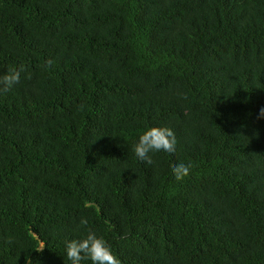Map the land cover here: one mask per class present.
<instances>
[{
	"label": "trees",
	"instance_id": "obj_1",
	"mask_svg": "<svg viewBox=\"0 0 264 264\" xmlns=\"http://www.w3.org/2000/svg\"><path fill=\"white\" fill-rule=\"evenodd\" d=\"M9 67L0 264H68L81 217L121 264H264V0H0Z\"/></svg>",
	"mask_w": 264,
	"mask_h": 264
},
{
	"label": "clouds",
	"instance_id": "obj_2",
	"mask_svg": "<svg viewBox=\"0 0 264 264\" xmlns=\"http://www.w3.org/2000/svg\"><path fill=\"white\" fill-rule=\"evenodd\" d=\"M49 65L51 61L47 62ZM22 67H9L0 74V84L5 90L12 89L20 82ZM258 118H264V108L258 112ZM177 149V141L172 130L166 126L145 125L136 136L131 151L138 161L151 165L153 157H172ZM191 169V163L176 162L170 169L175 181L185 179ZM89 221L85 217L79 219V226H83V234L78 238L67 239L64 242V259L68 264H121L114 255L109 243L103 236L88 227ZM40 248L39 250H41ZM38 250V251H39Z\"/></svg>",
	"mask_w": 264,
	"mask_h": 264
}]
</instances>
